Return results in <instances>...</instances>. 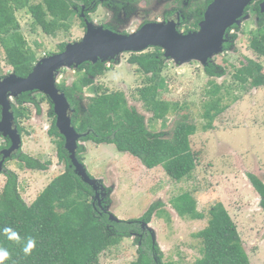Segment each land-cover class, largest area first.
<instances>
[{
  "label": "rangeland",
  "instance_id": "rangeland-1",
  "mask_svg": "<svg viewBox=\"0 0 264 264\" xmlns=\"http://www.w3.org/2000/svg\"><path fill=\"white\" fill-rule=\"evenodd\" d=\"M33 1L38 3L40 0ZM166 1L139 0L126 10H116L114 7L107 9L99 5L90 14L91 22L104 25L114 21L117 32L131 33L143 21L162 22V14L170 5ZM15 16L22 35L38 60L46 54H56L61 44L80 41L85 33L78 16L73 17L67 32L51 36L33 27L26 10L16 12ZM239 38L234 53L223 50L212 59L225 69L220 78L207 77L199 62L175 64L167 60L168 64L161 75L163 88L158 98L171 105L177 104L181 109H170L165 121L150 122L151 113L142 107L136 92L142 87L144 76L137 71L136 66L128 64L132 53L121 54L119 64L107 63L109 71L94 79L93 86L100 87L101 92H123L129 106L135 107L143 116L145 128L150 132L170 137L175 123L182 120L183 116H187L186 123L196 127L195 133L189 138L191 149L197 155L196 167L190 176L180 182L169 178L161 166L147 170L137 158L119 153L112 144L78 142L84 150L80 154L82 164L89 176L97 181L98 189L94 196L97 206L100 207L104 199L109 201L107 207L101 206L103 212L109 213L117 221L125 222L140 220L155 203L160 206H155L158 208L153 214L165 212L162 218L153 215L148 224L139 223L141 230L151 235L154 258L159 253L163 264H193L202 248L201 239L195 234L206 227L207 217L204 220L180 218L169 204L171 199L186 192L194 197L197 209L205 215L211 206L221 202L237 226L249 263L264 264V213L259 209L257 193L246 178L249 173L261 180L264 177V85L254 87L249 83L239 84L233 78L238 65L246 59L256 60L262 65L264 73V59L253 53L248 46L249 40L244 41L243 32L239 33ZM152 50L148 48L143 53ZM11 73L12 69L7 65L4 51L0 48V79ZM59 73L57 84L66 87H70L83 74L74 72L73 68H63ZM210 83L220 86V104L226 109L213 121L214 128L207 130L203 128L207 123L203 113L204 104L211 100L207 96ZM94 95L91 87L84 88L80 93V104L88 105ZM42 96L40 93L36 99L41 101ZM41 102V115L36 114L33 105L24 104L29 117L19 120L23 129L20 133V149L36 162L46 164V170L25 169L15 158L4 163L6 169L14 173L17 192L27 205L65 170L64 163H60L57 158L60 138L48 135L52 120L47 115V103L44 100ZM3 139L0 136V145H3ZM5 179L0 174V193ZM142 231L131 233V237H124L116 245L108 247L99 255L98 264H132L141 246L136 238L142 236ZM144 245L145 248L150 247L148 243Z\"/></svg>",
  "mask_w": 264,
  "mask_h": 264
},
{
  "label": "trees",
  "instance_id": "trees-1",
  "mask_svg": "<svg viewBox=\"0 0 264 264\" xmlns=\"http://www.w3.org/2000/svg\"><path fill=\"white\" fill-rule=\"evenodd\" d=\"M138 2L139 0H40L35 3L33 0H0V48L4 51L6 63L11 67L12 73L25 78L38 62V57L21 33L16 12L26 10L32 19L33 27L44 35L51 36L58 32H67L73 17L76 16L85 27L75 11L80 10L82 6L86 8V19L91 21L89 14L95 12L99 5L107 9L114 7L116 10H126ZM188 11L187 16L190 14V17H194L193 11ZM200 18L201 15H198L194 23L189 19L181 22L184 25L179 27L178 31L182 29L187 33L196 30ZM187 25L192 27L188 28ZM103 26L116 31L112 23ZM260 36L262 37L259 41L256 38L250 40V48L257 56L264 57V27ZM65 46L66 44L59 45L57 53L62 52ZM223 47L227 52V44ZM50 55L52 54L45 56ZM127 62L136 66L137 71L144 76V83L136 93L143 109L152 115L150 122L165 121L170 109H181L177 104L171 105L158 98L159 91L163 88L161 75L168 64L159 48L147 53H132ZM109 69L99 61L95 64L84 63L74 68L75 72L83 74L70 87L64 84L56 85L70 106L71 126L80 135V142L112 144L119 153L137 158L147 170L161 166L165 174L175 182L190 176L196 167L197 155L191 149L189 138L195 133L196 127L186 123L187 116H183L182 120L175 123L170 137L165 138V134L148 131L143 116L135 107L129 106L123 92H101L100 87L93 86L94 79L103 76ZM262 70L257 62L248 59L236 69L233 78L239 84L261 86L264 85ZM203 72L209 78H220L225 69L211 60L203 67ZM210 84L207 96L211 97V100L204 104L203 113L207 121L203 128L207 130L214 128L213 121L226 109L220 104V86ZM86 87H91L95 95L90 98L88 105L83 106L80 104V93ZM36 97L35 93L26 92L15 98V103L10 104L13 121L20 134L23 129L19 120L29 117V111L25 109L24 104L33 105L36 114L41 115L40 103L44 100L49 107L47 115L52 120L48 135L60 138L57 158L60 163H64L65 170L53 178L35 200L27 205L17 192L14 173L6 169L4 162L15 158L23 168L41 171L46 170V164L36 162L19 150L2 162L0 174L6 179L0 193V247L6 248L10 253L4 264H98L99 255L108 247L116 245L124 237H131V233H141L140 221L148 224L153 215L162 218L165 212L153 214L160 206L155 203L138 221H111L109 213L103 212L93 200L94 192L91 187L74 173V167L64 149L65 140L55 126L53 104L44 96L40 98L41 101ZM9 141L8 138L3 141L6 142L5 146L10 144ZM2 146L0 145V150ZM83 151L79 144L76 158L81 164L83 159L80 154ZM246 178L258 197L262 198L259 203L264 213V179L260 180L250 173L246 174ZM108 204V199H104L103 207ZM169 204L180 218L204 220L207 217L206 227L195 234V237L201 239L202 248L193 264H250L242 247L237 226L221 202L211 206L207 215L197 209L196 200L188 192L171 199ZM5 227L16 231L20 241L9 240L3 233ZM28 238L35 239L36 246L26 255L23 248ZM148 239L140 242L136 238L141 246L137 251V259L132 264H163L159 253L156 254L157 258H154ZM144 243H148L150 247L145 248Z\"/></svg>",
  "mask_w": 264,
  "mask_h": 264
},
{
  "label": "water",
  "instance_id": "water-1",
  "mask_svg": "<svg viewBox=\"0 0 264 264\" xmlns=\"http://www.w3.org/2000/svg\"><path fill=\"white\" fill-rule=\"evenodd\" d=\"M252 0H213L207 7L203 20L196 32L183 33L177 29L174 21L148 22L136 31L123 32L106 29L97 25L83 14L81 19L85 25V33L80 41L67 43L64 50L50 56L42 57L34 65L31 73L25 78L11 73L0 79V133L11 142L9 149L1 152L6 160L20 147V135L13 127L10 112L11 98L22 93L37 91L53 103L56 116V129L64 138V149L69 155L74 173L93 191L97 190V181L89 176L83 164L76 158L77 143L80 135L71 126V109L65 95L56 87V77L63 68H77L84 63H120L123 53H143L148 48H159L165 60L175 64L199 62L205 67L214 56L223 51L227 42V29L234 23L239 24L245 7ZM264 12V3L261 5ZM1 171V169H0ZM111 221L117 219L110 217Z\"/></svg>",
  "mask_w": 264,
  "mask_h": 264
},
{
  "label": "flooded vegetation",
  "instance_id": "flooded-vegetation-1",
  "mask_svg": "<svg viewBox=\"0 0 264 264\" xmlns=\"http://www.w3.org/2000/svg\"><path fill=\"white\" fill-rule=\"evenodd\" d=\"M212 1L213 0H167L166 3H169L171 5V7H170V5H168L167 11H165L162 14V22L174 21L177 24V29H178L179 27H181V26L184 25V23H181V22H185V21H187V19H189L192 23H194L195 20H196V18H197V16L198 15H201L200 20L196 24L197 25L196 26L197 29L194 30V31H191V32H196L199 29V23L204 18V13H205L207 7L212 3ZM100 2H103V0H100ZM263 3H264V0H252L245 7V10H244L242 16L238 19L239 24L234 23L230 28L227 29V32H226L227 33V42L225 43V44H227V53H229V52H233L234 53V50L236 49V43L240 39L239 38V33L240 32H243L244 41L245 40H249L248 41V46L250 45V40H253L254 38H256L259 41L261 39L262 36H260V32H261L262 28L264 27V12L261 11V5ZM85 10H86V8H84V10H83L84 16H85ZM188 10L193 11L192 12V15H194V17H192V16L190 17V14L187 16V14L189 13ZM75 11H77L78 15L81 17V9L80 10L77 9ZM89 17H90V14H89ZM90 20H91V18H90ZM148 22H154V21H143V22L140 23V25H143V24L148 23ZM108 23H112L113 25H116V23L114 21L113 22L112 21H109L106 24H108ZM117 25H118V23H117ZM139 26L136 28V30L139 28ZM189 26L190 25H187L186 27L190 28ZM252 26L254 28H252ZM253 29H255V30L252 31ZM180 32H183L184 33V30L181 29ZM187 33H189V32H187ZM152 49H154V48H152ZM223 50H225V49H223ZM134 54H136V53H134ZM138 54H141V53H138ZM44 57H46V56H44ZM261 58L264 59V57H261ZM246 60H248V59H246ZM249 60H252V59H249ZM255 62H256V60H255ZM244 63H246V61L243 62V63H241L240 65H238L237 69L240 68ZM111 64L113 65V62H111ZM259 65L262 67L261 64H259ZM107 67L109 68L110 66L108 65ZM262 69H263V67H262ZM73 71H74V68H73ZM262 73H263V70H262ZM56 85L58 86L60 84H57V81H56ZM32 93H35V96L36 95L38 96V94H40L37 91H32ZM45 98H47V97H45ZM15 100H16L15 98H11V103L13 104L12 101H14V103H15ZM51 104H53V103L51 102ZM1 113H2V110H1V107H0V119H1ZM13 124H14L13 127L17 128L16 125H15V121H13ZM0 136L3 137V135L1 133H0ZM6 139L7 138H4L3 141H5ZM78 142H80V139H79ZM5 143L3 144V146H2V148L0 150V160H1V158H3V155L1 156V152L4 151V150L9 149L10 146H11V142L7 146H5ZM78 145H79V143H77V146ZM18 150L21 151L20 147H19ZM12 155H10L9 157H11ZM69 160H70V158H69ZM70 162H71V160H70ZM263 179H264V177L262 178V180ZM93 192H94V195H93V197H94V196H96L97 191H93ZM258 199H259V201L262 200L261 197H258ZM95 201L97 202V199L96 198H95ZM101 206L102 205L100 204V207L99 208L101 210H103L101 208ZM260 208L261 207H260V203H259V209ZM139 237H140V235H139ZM145 238H149L150 239V242H151V235L147 231H145V232L142 231V236L140 238H138V239H140V242H141V241H145Z\"/></svg>",
  "mask_w": 264,
  "mask_h": 264
},
{
  "label": "clouds",
  "instance_id": "clouds-1",
  "mask_svg": "<svg viewBox=\"0 0 264 264\" xmlns=\"http://www.w3.org/2000/svg\"><path fill=\"white\" fill-rule=\"evenodd\" d=\"M3 233L7 236V238L9 240H14L17 242L20 241L19 234L10 227H5L3 229ZM35 246H36V240L33 238H28L26 245L23 248V252L26 255H28L32 252V250L35 248ZM9 257H10L9 251L4 247H0V264H4V261L7 260Z\"/></svg>",
  "mask_w": 264,
  "mask_h": 264
},
{
  "label": "crops",
  "instance_id": "crops-1",
  "mask_svg": "<svg viewBox=\"0 0 264 264\" xmlns=\"http://www.w3.org/2000/svg\"><path fill=\"white\" fill-rule=\"evenodd\" d=\"M258 197V196H257Z\"/></svg>",
  "mask_w": 264,
  "mask_h": 264
}]
</instances>
